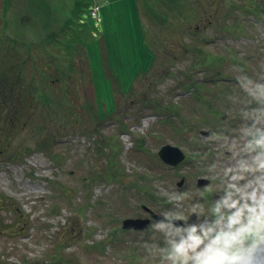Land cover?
I'll return each mask as SVG.
<instances>
[{"label":"rangeland","instance_id":"1","mask_svg":"<svg viewBox=\"0 0 264 264\" xmlns=\"http://www.w3.org/2000/svg\"><path fill=\"white\" fill-rule=\"evenodd\" d=\"M83 1L93 21L85 48L96 110L83 106L92 100L91 88L74 82L68 85L80 120L65 121L54 95L49 107H32L36 124H20L0 138V264H160L144 243L162 244L151 225L158 220L153 215L161 219L173 207L168 194H186L189 222L196 220L192 206L215 195L200 196L212 180L196 185L210 174L213 155L200 132L239 124L231 119L239 110L233 65L264 75V13H253L255 0H222L219 15L195 20L196 0H168L163 17L175 24L151 16L141 0ZM74 2L48 0L44 20L32 0H0V30L18 42L42 40ZM183 15L190 20L184 25ZM204 52L229 59L213 66ZM164 144L179 147L184 161L164 164L157 154ZM126 218L149 223L123 229Z\"/></svg>","mask_w":264,"mask_h":264},{"label":"clouds","instance_id":"2","mask_svg":"<svg viewBox=\"0 0 264 264\" xmlns=\"http://www.w3.org/2000/svg\"><path fill=\"white\" fill-rule=\"evenodd\" d=\"M233 71L239 110L231 119L239 124L202 138L213 153L206 178L214 184L200 196L215 195L207 205L192 206L196 220L189 222L186 194H168L173 207L151 225L162 244L144 243L160 264H261L264 259V75L243 64L233 65Z\"/></svg>","mask_w":264,"mask_h":264},{"label":"trees","instance_id":"3","mask_svg":"<svg viewBox=\"0 0 264 264\" xmlns=\"http://www.w3.org/2000/svg\"><path fill=\"white\" fill-rule=\"evenodd\" d=\"M32 1L34 3L33 7L43 9L45 12V18L43 19L47 20L50 16L48 0ZM148 1L141 0L142 6L145 7L147 13H150L151 16L154 14L157 17L161 14L160 18L162 20L159 18L158 20H166V23L175 24L170 22L171 18L163 17L162 9L170 8L167 3L168 0ZM196 1L199 7H197L195 13L192 12L194 20L197 17L199 18L201 13L208 16L219 15L215 6L216 3H221L222 0ZM253 2L256 3L253 13L257 9H259V12L257 11L258 16L264 13V0H255ZM89 4V2L84 3L83 0H75L69 15L63 20L59 28L50 32L42 40L29 43L18 42L0 30V126L10 124L9 128H2L0 133L1 140L7 136L11 137L13 129L20 124H36L34 116H36L35 113L37 111L36 109L35 111L32 110V107L34 105L37 106L39 103L45 107H49L54 95L59 97V104L62 106L61 110L63 111L62 118L64 116L65 121L69 119L80 120L75 111L76 104L74 105L71 102L76 93L68 85L74 82H78L82 90L88 87L91 88L92 100L86 98L85 105L83 106L89 111L93 110V108L96 110L89 61L85 48L93 22L91 20ZM246 10H249V8ZM198 11L200 12L199 14ZM37 13L41 16L40 11L36 12L35 15ZM3 16L4 11H1L0 19ZM185 17L183 15L182 19H179L180 24L183 23L184 25L185 22H190L188 17H186L185 22H182ZM175 27H178V24ZM172 32L176 33L175 28ZM144 42L149 46L150 43H147L146 36H144ZM18 46L23 48L26 54L24 58L19 57ZM204 56L210 59V64L213 66L217 65L216 60L221 64L223 61L226 62L229 59V57L223 58L217 55H214L212 59L211 54L208 52H204ZM22 104L25 105L26 111L18 110ZM92 104L95 107H92ZM40 111H43V108ZM49 114L50 112L48 111ZM53 115L55 116L54 120L61 121V114L54 113ZM95 116L96 114L92 118H95ZM63 126L66 125L64 124ZM3 130H6L7 133L3 132Z\"/></svg>","mask_w":264,"mask_h":264},{"label":"water","instance_id":"4","mask_svg":"<svg viewBox=\"0 0 264 264\" xmlns=\"http://www.w3.org/2000/svg\"><path fill=\"white\" fill-rule=\"evenodd\" d=\"M201 136L203 138L208 136L207 131H201ZM159 159L166 165L170 167H176L185 159V153L177 146L164 144L162 145L159 150L157 151ZM184 183V177H181L179 181H177L176 185L181 187ZM210 183V179L206 177H199L196 180V185L198 187L206 186ZM143 210L148 211L150 210L146 206H142ZM154 219H159L160 217L157 215H153ZM149 223L148 218H126L122 221V228L123 229H133V230H144ZM178 224L182 223L181 221H177ZM261 264H264V259H262Z\"/></svg>","mask_w":264,"mask_h":264},{"label":"flooded vegetation","instance_id":"5","mask_svg":"<svg viewBox=\"0 0 264 264\" xmlns=\"http://www.w3.org/2000/svg\"><path fill=\"white\" fill-rule=\"evenodd\" d=\"M145 211V210H144ZM146 212H148V211H146ZM149 213V212H148Z\"/></svg>","mask_w":264,"mask_h":264}]
</instances>
